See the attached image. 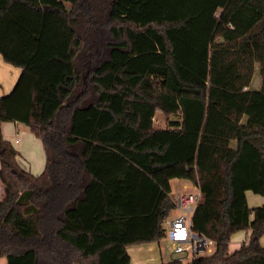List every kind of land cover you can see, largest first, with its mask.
I'll return each mask as SVG.
<instances>
[{
  "label": "trees",
  "instance_id": "trees-1",
  "mask_svg": "<svg viewBox=\"0 0 264 264\" xmlns=\"http://www.w3.org/2000/svg\"><path fill=\"white\" fill-rule=\"evenodd\" d=\"M0 55L21 68L0 96L5 264H130L165 236L175 178L215 242L187 264H264V206L246 200L264 194V0H0ZM4 122L40 138V174Z\"/></svg>",
  "mask_w": 264,
  "mask_h": 264
},
{
  "label": "crops",
  "instance_id": "crops-1",
  "mask_svg": "<svg viewBox=\"0 0 264 264\" xmlns=\"http://www.w3.org/2000/svg\"><path fill=\"white\" fill-rule=\"evenodd\" d=\"M257 67V66H256ZM258 69V68H257ZM256 70V69H255ZM258 72V71H257ZM21 74V68L11 65L5 62L0 55V96L8 94L14 87L15 83L17 82L19 76ZM260 85V80L258 76V80L253 86H249L251 89H258ZM11 127V131H14L16 136L13 138L10 136L6 138L5 131L7 128ZM1 132L5 140L10 142V144L18 151V144H20L19 140V133L25 136V144L20 146L21 152L25 153L27 150V146L30 145L32 147H37V139L36 137L29 131V128L20 122H4L1 124ZM17 139V141H16ZM19 153V152H18ZM18 159V158H17ZM31 172V170H27ZM34 175H38V173L31 172ZM187 184H184L186 187ZM4 195V186L0 183V201L3 199ZM246 200L247 204L250 208L264 206V194L257 195L251 191H246ZM252 218V215H251ZM250 234V230H241L234 233L231 236L228 248L230 251L238 249L242 243L247 242L248 237ZM156 242L153 241L150 243H142L139 245H130L127 247V252L130 256V264H150L151 258H153L154 262L157 258L156 252ZM260 243L264 246V235L260 239ZM146 249V251H145ZM0 264H5V259L0 258Z\"/></svg>",
  "mask_w": 264,
  "mask_h": 264
},
{
  "label": "built area",
  "instance_id": "built-area-1",
  "mask_svg": "<svg viewBox=\"0 0 264 264\" xmlns=\"http://www.w3.org/2000/svg\"><path fill=\"white\" fill-rule=\"evenodd\" d=\"M17 141V139H16ZM201 200V192L195 186V191H186L172 199L174 208L180 214L168 215L162 220L165 236L170 240L172 261L189 263L201 255L212 254L215 242L204 234L194 231L192 215Z\"/></svg>",
  "mask_w": 264,
  "mask_h": 264
},
{
  "label": "rangeland",
  "instance_id": "rangeland-1",
  "mask_svg": "<svg viewBox=\"0 0 264 264\" xmlns=\"http://www.w3.org/2000/svg\"><path fill=\"white\" fill-rule=\"evenodd\" d=\"M255 69L256 70L254 71L250 86L255 85V83L258 80L257 67H255ZM154 125L156 127H165L166 117L164 116V114L162 112L157 111L155 113ZM5 136H6V138H9L10 136L15 138V136H16L15 132L11 131L10 125L7 128V130L5 131ZM18 137H19V140L21 141L20 144H18L19 155H18L17 162H18L19 167L23 168L25 170H31V172H34V173L36 172V173L40 174L43 171L44 165H45V153H44L43 145H42L40 138L35 136L37 139L36 142L38 144L37 147H35V146L32 147L31 145L29 147L27 146L26 152L22 153L20 146L25 144L26 139H25V136L22 135V133H19ZM184 184H187L186 187L184 186ZM170 188H171V191L169 193V197L171 199H174L176 197V195L182 194L186 191H191V192L195 191L194 184L189 183L185 179H179V178H175V179L170 180ZM179 214H180V212L175 208L170 211V215H172V216H177ZM170 243L171 242L167 236L162 237L158 242H156L155 249L157 252V258H156L155 262H154L153 258H151L150 264H162L164 262H168L172 258ZM145 251H146V249H145ZM185 264H187V263H185Z\"/></svg>",
  "mask_w": 264,
  "mask_h": 264
}]
</instances>
